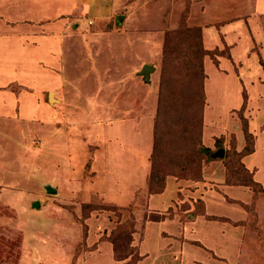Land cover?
I'll return each mask as SVG.
<instances>
[{
    "label": "rangeland",
    "instance_id": "obj_1",
    "mask_svg": "<svg viewBox=\"0 0 264 264\" xmlns=\"http://www.w3.org/2000/svg\"><path fill=\"white\" fill-rule=\"evenodd\" d=\"M2 9L56 76L0 82V264H264V0Z\"/></svg>",
    "mask_w": 264,
    "mask_h": 264
},
{
    "label": "crops",
    "instance_id": "obj_2",
    "mask_svg": "<svg viewBox=\"0 0 264 264\" xmlns=\"http://www.w3.org/2000/svg\"><path fill=\"white\" fill-rule=\"evenodd\" d=\"M2 1L3 0H0V11L3 10L2 8H5L4 11H6L11 0H5L3 2ZM44 42L48 47L57 46V44L55 45L54 42H50V41H49L50 43H48V41H44ZM45 52L46 50H44V46L36 47V45L34 44L30 46L28 42H26L23 38L22 39L14 38L11 40L3 41L0 35V78L2 76L0 82L1 80L3 81L14 80V78L16 79L19 78L20 76L21 78H25V80L35 82L36 86L38 87L39 83H41L44 78L46 77L47 79L51 77L54 78L56 75L51 76L49 74H45L46 72L42 70L41 67L39 66H38L39 68H36L35 66L33 67V65L30 63L31 61L29 60V58L32 61H34L36 57H45L46 56ZM53 60L54 62L52 64H55V59L53 58ZM17 65L18 68H16ZM30 66H31L30 69H26V67L28 68ZM57 78H59V76ZM49 100L54 101V99H51L50 96H49ZM230 190L232 192V189ZM160 222L163 223L164 221H160Z\"/></svg>",
    "mask_w": 264,
    "mask_h": 264
},
{
    "label": "trees",
    "instance_id": "obj_3",
    "mask_svg": "<svg viewBox=\"0 0 264 264\" xmlns=\"http://www.w3.org/2000/svg\"><path fill=\"white\" fill-rule=\"evenodd\" d=\"M196 31H198L197 32V35H196V39H197V43H196V46H197V49H199V48H201V54L202 55H204L205 56V54L207 53V51L202 47V45H201V43H202V37H201V33H200V30L199 29H197ZM199 52V51H198ZM203 57V56H202ZM200 75H201V77H202V79L204 80L205 79V72H204V64L202 63L201 64V69H200ZM203 80H202V82L200 83V92L199 93H197L198 94V97L201 99V100H203L204 101V98H205V94H204V86H203ZM156 133H157V130H156ZM248 134H250L249 132H248ZM156 141H157V135H156ZM199 144V143H198ZM190 152V154H191V156L193 157V154H196L197 153V151H189ZM153 157V156H152ZM188 158V157H187ZM188 160H189V158H188ZM187 160V161H188ZM190 161V160H189ZM184 169V168H183ZM182 168L180 169V170H183ZM172 175H175L177 178H179L180 177V175L179 174H175V173H173ZM151 177V179L153 180V179H158L156 182L157 183H162V186H163V188H165L166 187V185H167V181H168V178H167V176H165V178H164V176H159V174H157V173H154L153 174V172L151 173V175H150ZM252 186H254V190L256 191L257 189H255V187H258V188H260V184L259 183H257V182H255V181H253V183H252ZM262 188V187H261ZM151 192L152 193H156L154 190H151ZM157 192H159V190L157 191ZM134 224H135V221H134ZM132 232H134V231H132ZM131 237H132V235H131ZM115 253H116V255H117V252H116V248H115ZM140 257H142L141 255H140ZM139 259H141V258H139Z\"/></svg>",
    "mask_w": 264,
    "mask_h": 264
},
{
    "label": "water",
    "instance_id": "obj_4",
    "mask_svg": "<svg viewBox=\"0 0 264 264\" xmlns=\"http://www.w3.org/2000/svg\"><path fill=\"white\" fill-rule=\"evenodd\" d=\"M155 70L156 67L154 65L144 64L139 74L144 77L145 81H149L151 77V72ZM50 98L52 99V93L50 94ZM222 156H224V149H219L213 154V157H222Z\"/></svg>",
    "mask_w": 264,
    "mask_h": 264
}]
</instances>
